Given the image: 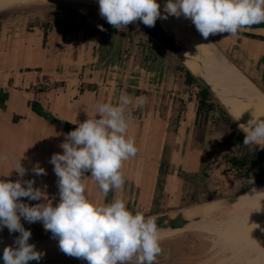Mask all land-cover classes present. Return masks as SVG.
I'll return each mask as SVG.
<instances>
[{
    "label": "crops",
    "instance_id": "crops-1",
    "mask_svg": "<svg viewBox=\"0 0 264 264\" xmlns=\"http://www.w3.org/2000/svg\"><path fill=\"white\" fill-rule=\"evenodd\" d=\"M166 2L157 0L162 15H167ZM158 20L174 34L172 29L208 43L264 91V23L237 36L221 33L205 41L183 15ZM200 46L193 48L206 55L207 47ZM177 63L141 31L129 25L117 30L88 9L48 4L0 12V179H20L12 168L21 157L22 179L34 180V187L56 206L58 177L50 158L63 152L59 145L77 127L71 122H83L94 114L96 103L115 104L126 92L147 98L142 108L132 109L128 129L138 152L123 163V189L110 190L106 198L85 173L88 195L105 203L123 198L129 210H148L146 215L186 207L191 202L182 198L189 195L195 202L203 200L204 194L196 197L195 184L203 189L220 161L216 142L207 137L209 121L195 129L197 87L184 83ZM202 65L208 75L210 67ZM35 166L46 175L37 176ZM21 202L33 206L44 201ZM20 222L44 229L40 221L21 217Z\"/></svg>",
    "mask_w": 264,
    "mask_h": 264
},
{
    "label": "clouds",
    "instance_id": "clouds-1",
    "mask_svg": "<svg viewBox=\"0 0 264 264\" xmlns=\"http://www.w3.org/2000/svg\"><path fill=\"white\" fill-rule=\"evenodd\" d=\"M99 14L117 30L141 21L154 27L157 19L168 15H183L190 19L196 30L207 40L210 35L228 33L237 36L239 31L264 23V0H167L162 15L157 0H98ZM104 31L102 25L98 26ZM147 98L132 97L122 92L116 103L98 102L95 112L74 130L65 135L59 145L62 153H54L50 163L58 177L59 202L53 206L34 180H23L26 169L19 160L15 171L20 179H0V226L9 232H18L16 247L5 246L4 264H28L39 261L44 255L29 243L30 230L23 227L40 221L45 231L58 237L59 249L65 255L87 261V264H156L162 254L161 236L157 216L133 212L127 201L114 197L105 203L88 195L85 173L106 198L110 190H122L126 178L123 163L136 156L138 148L128 129L133 119L132 109L142 108ZM242 114V113H241ZM240 116L234 120H239ZM243 145L250 151L264 149V116L254 117L247 125L241 124ZM37 176L46 175L39 166ZM9 171L5 177L9 175ZM21 198L44 202L29 206Z\"/></svg>",
    "mask_w": 264,
    "mask_h": 264
},
{
    "label": "rangeland",
    "instance_id": "rangeland-1",
    "mask_svg": "<svg viewBox=\"0 0 264 264\" xmlns=\"http://www.w3.org/2000/svg\"><path fill=\"white\" fill-rule=\"evenodd\" d=\"M48 4H57L62 6H69L70 8H79V9H88L96 14H99V8L94 5L78 4V3H66L62 1L52 0V1H33L26 3L14 4L7 6L0 10L7 11L12 9H20L24 7L39 6V5H48ZM100 15V14H99ZM215 50V49H214ZM213 50V51H214ZM215 54L219 55L218 51H214ZM225 64V63H224ZM228 67H231L236 73L235 68L225 64ZM214 83H211L212 85ZM196 85V84H194ZM197 87V85H196ZM213 98V97H212ZM215 102H219L213 98ZM220 105V104H219ZM221 106V105H220ZM224 111L225 109L222 108ZM226 112V111H225ZM230 112V111H229ZM219 113L218 110H215L212 114V118L209 121L207 129V137L216 142V158L220 161L216 166L215 177L209 180L207 183L202 184L203 189H198V184H195V189L197 191V198H201L200 194H204L202 197L203 200L195 202L196 198L183 197L182 200H187L191 202L185 208H193L205 205L209 201H220L226 197L234 196L249 186H247L246 180L241 176L234 173L233 171L226 172L225 166L227 165L224 162V156L229 155L232 151L231 144L227 142L225 147L223 139L227 135L228 131L232 130V125L214 122L215 115ZM231 113V112H230ZM226 114H228L226 112ZM235 119V115L231 113ZM230 117V116H229ZM231 118V117H230ZM231 118L233 124L239 128L237 125V120ZM240 125V123H238ZM207 126V123L204 127ZM241 127V126H240ZM241 130V129H240ZM242 131V130H241ZM201 132V131H200ZM243 132V131H242ZM203 132L201 133V135ZM245 135V133L243 132ZM231 139V138H230ZM229 139V140H230ZM221 143V144H220ZM258 187V186H257ZM252 189V188H251ZM249 191V190H248ZM202 207V206H201ZM184 208V207H183ZM230 207L223 209L221 211H216L211 213L209 216L205 217L203 220L204 223H201L197 227L201 230H183L161 238V248L162 254L157 257L156 264H246L247 260L255 258L258 254L257 248L253 246H247L244 244L233 245L230 243L222 242L219 235L221 230L232 221V217H229L231 214ZM199 210V209H198ZM227 210V211H226ZM200 220V221H203ZM212 223H208L211 222ZM22 225L25 229L30 230L31 237L29 240H40L46 238H58L53 237L52 233L45 231V229H38L37 227L25 225L22 222ZM213 231L215 233L206 232ZM162 234V233H161ZM19 236L18 232H9L7 227L0 226V237H6L9 239H16ZM242 243V242H241ZM236 250V251H235ZM250 258V259H249ZM35 264H87V261L82 259H77L75 257H69L66 260L54 261V262H34ZM130 264H136L135 258L130 262Z\"/></svg>",
    "mask_w": 264,
    "mask_h": 264
},
{
    "label": "bare ground",
    "instance_id": "bare-ground-1",
    "mask_svg": "<svg viewBox=\"0 0 264 264\" xmlns=\"http://www.w3.org/2000/svg\"><path fill=\"white\" fill-rule=\"evenodd\" d=\"M33 1H52V0H0V10L19 3L33 2ZM66 3H78L86 5H94L99 8L98 0H57ZM134 26H138L136 23H132ZM176 36L180 38L185 45L193 52L195 56H199L201 66L200 70L203 74L205 80L211 86L212 90L216 92L217 95L223 96L227 92H231L236 95L243 96L250 101V104L237 102L233 99H228L221 97V101L224 107L227 109L229 115L233 113L235 118L240 116L238 123L239 127L244 124L247 125L248 121L254 117L264 116V98L252 87V85L240 75L236 73L231 67L226 66L222 62H216L217 60H223L229 64L221 55L215 54L212 46H209L208 43L201 40L199 37L187 33H180L172 29ZM188 41V42H187ZM200 44H203L207 47V54H201L197 52L194 48H202ZM194 47V48H193ZM204 53V52H203ZM202 64L212 68L214 73L208 69V75L206 74L205 68ZM186 65L192 71L197 70V66L191 61H186ZM218 85V86H217ZM231 113H230V112ZM240 127V128H241ZM258 186V187H257ZM252 188V189H251ZM249 190V191H248ZM216 201H209L203 205L199 210L191 209L185 212L186 216H191L197 212L203 215H210V212L217 207ZM231 214L229 217H232V221L228 223L219 235L222 242L230 243L233 245L246 244L247 246H253L257 248L258 254L255 258H249L246 264H264V183L257 184L251 187L246 188L241 194L238 195L236 201L228 209ZM227 211V210H226ZM207 220V219H205ZM198 221L190 223L183 227V229H177L172 231H162L160 232L161 238H164L167 235L183 231V230H201L197 226L204 221ZM208 223H212L208 222ZM215 233L213 231H206ZM162 233V234H161ZM216 234V233H215ZM15 239H9L6 237H0V251L3 252L5 246L16 247L14 244ZM31 244L35 245L37 251H41L44 255H63L64 253L59 249L58 238H46L40 240H29ZM242 242V243H241ZM236 251V250H235Z\"/></svg>",
    "mask_w": 264,
    "mask_h": 264
},
{
    "label": "water",
    "instance_id": "water-1",
    "mask_svg": "<svg viewBox=\"0 0 264 264\" xmlns=\"http://www.w3.org/2000/svg\"><path fill=\"white\" fill-rule=\"evenodd\" d=\"M135 23L138 26H134L133 24H129V26L134 27L135 29L141 31L144 35H146L148 38H150L153 42H155L157 45H159L162 49H164L168 54H170L172 57H174L185 68V70H187V72L196 80V82L198 84H200L201 86H203L211 94V96L219 102L221 107L224 108L227 113H228V111L224 107V105L221 101V97H225V98H228L230 100L233 99V100H236L237 102H243V103L250 104V101L247 98L240 96V95L233 94L231 92L226 91L223 94V96L217 95L216 92L214 90H212L211 86L207 83L203 74L201 73V70H200L201 63L199 61V59H201V58L199 56H195L193 54V52L187 47V45H185V43L180 38H178L176 36V34L167 30L160 23V21L158 19L156 20L154 27H147L139 20H137ZM211 49L214 50L213 47H211ZM219 55H221V54L219 53ZM221 56L226 60V58L223 55H221ZM186 61H191L192 63L194 62V64L197 66V70L196 71L190 70V68L186 65ZM229 65L232 66L230 63H229ZM232 67L235 68L234 66H232ZM240 75L242 77H244L241 73H240ZM245 79L264 98V91H262L257 86H255L247 78H245ZM228 115H229V113H228ZM239 129H240V127H239ZM242 192H240L234 196H230V197H226L224 199H221L220 201H216L217 207H215L212 210V212H210V214L214 213L216 211H221L223 209L230 207L236 201L238 195L241 194ZM201 206H203V205L194 207V209H200ZM191 209H193V208H185L184 207V208H180L177 210L153 214L152 216H157L156 223H157V227L159 229V232L172 231V230H177V229H183V227H185L186 225H188L190 223H194V222L196 223L200 220H203L205 217H207V215H203L199 212H197L196 214L191 215V216H186L185 212L188 210H191ZM69 257H71V256H68L65 254H63L61 256L60 255H43L39 261L31 260V261H28V264H35L34 262H36V261L37 262H54V261L66 260ZM0 264H4L2 251H0Z\"/></svg>",
    "mask_w": 264,
    "mask_h": 264
},
{
    "label": "trees",
    "instance_id": "trees-1",
    "mask_svg": "<svg viewBox=\"0 0 264 264\" xmlns=\"http://www.w3.org/2000/svg\"><path fill=\"white\" fill-rule=\"evenodd\" d=\"M177 67L183 72L185 84L197 85V89L195 90V129L202 130L207 121L212 118L215 110H218L219 113H215L214 122L232 125V130L230 129L224 137L225 139H223L225 147L228 145V142L229 145L231 144L230 147L232 149L229 155L224 156V162L227 164L225 166L226 172L233 171L238 174L246 180L249 187L264 183V150L257 146L254 150L250 151L248 147H245L243 145L244 134L233 124L229 115L226 114L222 107L213 100L211 94L198 84L182 65L177 63Z\"/></svg>",
    "mask_w": 264,
    "mask_h": 264
}]
</instances>
